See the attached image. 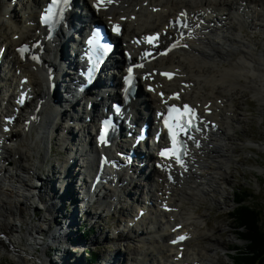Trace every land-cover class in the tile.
<instances>
[{
    "label": "bare ground",
    "instance_id": "bare-ground-1",
    "mask_svg": "<svg viewBox=\"0 0 264 264\" xmlns=\"http://www.w3.org/2000/svg\"><path fill=\"white\" fill-rule=\"evenodd\" d=\"M44 2L45 0H0V51L6 50V62L10 66L9 72L3 74L0 71V87L4 83L9 89L8 93L6 91L3 94L0 88V211L7 212L0 215V264H3L5 255L10 257L14 264H76L77 261L78 264H86L83 245L77 242V233L74 231L77 223L75 212H78L79 208L72 210L69 215L63 214L64 219L57 223L55 213L61 208V203L68 200L70 205L80 204V218L86 223L89 207L104 208L105 212L112 208L119 210L123 204H127L124 197L133 195L135 199L130 200L137 199L138 192L132 194L130 188L139 187L136 178L139 174L136 170L141 172L140 166L136 169V166L129 167L128 172L117 171L109 174L112 184L105 188L104 198L97 194L89 197L87 190H84L86 178L88 180L91 178L90 174L96 173V164L92 153H84L81 150L83 147L76 143L79 138L74 133L79 129V133L84 137L81 142H85V138L88 139L90 143L87 144L96 154L104 151L113 154V143L108 148L96 145L91 133L96 120L94 114L102 109L101 104L120 99L122 77L126 73V58L121 52H117L110 60V68L102 76L109 78L117 91L112 88L107 90V85L101 83L104 88L102 102L97 99L100 94L96 90H91L86 96L81 95L75 89L78 85H73L76 78L73 68L74 64L78 63V58L72 57V54L76 52L78 43L76 38L71 37L70 32L73 30L81 37L94 22L106 27L117 25L122 31L118 40V51L127 50L133 57H137L142 48L136 46V38L141 39L155 32H166L163 36V44L166 45V42V46L179 39L180 32L171 25V21L179 16L188 20L185 38L179 41L178 49L173 47L163 57L145 63L141 70H137L141 78L140 95L130 105V113L139 126L147 120L154 124L157 112L166 107L164 101L170 100V96L175 92H180L182 102L198 106L202 114H205L207 109L212 110L207 117L217 122L218 129L210 126L206 131L203 125L194 130L189 137L190 146L184 165L175 164L171 172L166 169L169 164L159 166L166 162L159 160L151 147L145 149L142 146L147 151L141 161L146 163L141 177L149 174V181L143 184L148 189L146 192L144 188L141 189L140 193L144 197L142 204L137 209L136 216H131L130 224L126 225L120 234L127 239V235H124L127 231L137 239L132 252L136 256L135 264H163V261L164 264H216L219 258L211 257L210 252L217 254V249L224 251V241L215 235V231L209 230L206 220L195 212L193 206H197L198 201L204 198H210L219 205L224 203V200L217 198L225 196L223 187L229 181V175L226 173L220 177L218 171L224 166L223 161L231 162L232 151L227 148L229 145L224 142L222 135L232 131V127L231 123H228L230 121H224L225 118L230 119L228 116L224 118V115L231 110L224 105L223 100L225 104H230L233 100L244 97L236 88L227 89L226 85L223 86L224 80L227 77L230 78L227 80H233V73L241 71L244 73L240 72L241 77L251 83L260 81L262 90L256 97L264 99V52H257L255 41L243 34L246 30L264 32V0H106L99 10L94 6V0H76L75 9L71 10L73 21L69 28L60 31L54 40H46L44 36L45 54L43 65L39 66L28 58H21L17 48L24 43L40 39L41 34L45 35L37 22V12ZM87 13H91V16L87 17ZM225 16L227 17L224 18ZM207 60L210 62L208 68H211L213 77L204 79L209 83L203 84L204 80H200L205 76L202 64ZM217 61L227 62L230 67L217 68ZM31 71H34V75ZM161 71L176 72V78H162ZM260 72L262 76H256ZM65 73L66 76L62 78L60 75ZM207 73L210 76L209 71ZM24 78L26 82L21 83ZM67 80L69 83L67 82L68 86L64 92ZM20 85H24V90H29L35 102L28 103L25 107L27 112L31 110L30 116L27 113L24 119L19 118L15 123L17 129L7 133L4 130L5 119L10 116V109L16 104V91ZM148 86H152L153 90L148 89ZM160 93H163V97ZM212 99L213 105L207 103ZM219 99L222 100L220 103ZM5 100L8 109L1 107ZM90 102H93L91 110L88 107ZM259 102L263 104L264 100ZM74 119L77 120L78 129L69 124V121ZM151 133L153 136L154 131ZM55 137L60 138L61 144H66V149L71 154L67 162H59L60 170L56 169L57 173L61 172V176L64 171L67 172V184L61 183L62 194L57 190L54 192L56 188L52 185V180L47 182L52 186L50 192L44 190L46 181L40 178L36 171L46 160V157L41 156L50 143L52 152L51 146L53 147ZM126 141L128 140L122 141L123 146ZM87 144L84 143L85 146ZM255 146L257 147V144ZM76 156L82 161L76 171L86 178L84 181L80 180L82 186H76L77 192L74 190L71 193L69 186L75 184V177L71 180V174L75 172L73 164L76 163L77 166ZM32 161L35 163H31ZM135 162L137 163V160ZM75 193H79L80 197L76 196L75 200L69 202L68 196ZM160 201L167 203L172 211H163L159 205ZM186 202L190 205L187 210L182 207ZM140 208L148 209L147 214L141 218L138 216ZM38 209L48 214V217L42 216V223H57L53 231L33 223L31 213ZM15 221L21 225H17ZM71 223H75L73 230H68ZM178 225L182 226L180 232L175 228ZM142 226L144 228L141 229ZM220 230L223 229L220 227ZM45 234L49 239L46 243L36 241L34 235ZM178 234H187L189 239L183 244L172 245L171 241ZM157 237L163 238L164 244L159 245ZM44 239L45 237L42 238ZM202 240L206 245L200 248ZM192 242H196L193 252L190 250ZM67 248L69 251L74 250V258ZM47 250L54 254L50 256L51 259L46 257ZM106 252L99 264H121V258L113 257L119 253Z\"/></svg>",
    "mask_w": 264,
    "mask_h": 264
},
{
    "label": "rangeland",
    "instance_id": "rangeland-1",
    "mask_svg": "<svg viewBox=\"0 0 264 264\" xmlns=\"http://www.w3.org/2000/svg\"><path fill=\"white\" fill-rule=\"evenodd\" d=\"M226 17L227 16H225L224 18ZM243 34L248 35L249 38L255 41L254 43H256L255 47L257 49V52L260 51L264 52V32L246 30L243 32ZM78 37L79 35L73 34V38L78 39ZM262 60H264V56H262ZM208 62L209 61L207 60L202 64V67L205 70V76H204L205 78L204 77L200 78V80L202 81L206 78H211L213 74L211 73L212 72L210 70L211 68H208L209 67L208 65L210 63ZM218 62L219 61H217L218 64L217 68L219 67L223 69L224 67L226 68L230 67V64L227 62L224 61L219 63ZM208 71L210 73V76H208L207 73ZM240 72L236 71L235 73H233V78H234L233 80L231 81L227 80L230 79L229 77H227V79L224 80L223 83V86L226 85L225 87L227 89H230V87H234L236 88V90L241 91L244 94V97L242 99L233 100V102L230 103L231 106L229 102L225 104V100H223L224 105L231 110L230 112H228V114L226 113V115H224V118L228 116L230 119L225 118L224 121L226 120L230 121L228 123L229 124L231 123L230 124L231 126L230 125L229 126L232 127V131L226 132V134L222 135L224 142L228 143L229 145L227 148L230 150V152L232 151L230 153L231 162L223 161L224 166L221 167L220 171H218L220 177L225 176L226 173L229 175V181L223 187L226 193L225 196L222 197L220 196L217 198V199L221 198L222 201L224 200V203L219 205L213 202L210 198H204L198 201L197 206H193L195 212L204 217V219L208 224L209 230L215 231V235L224 241L222 245V248L225 249L224 251L222 249H217V254L210 252L211 257L215 258L216 256L217 258H219L216 264H232L235 256L240 254V252H244L245 249L247 248L246 241H244L241 237L242 236L241 229L238 228L235 221L230 219L231 214L235 213L236 207L238 206V204L235 202L236 198H239V200L240 199L244 200L243 203L245 205H249L250 207L257 208L260 211L261 214L260 225L262 227V230L264 231V150H263L264 102L263 104L259 102V100H264V99L256 97L258 94H260L259 92H261L262 90V84L260 83V81L257 80L251 83L250 80L241 77ZM31 74L34 75V71H31ZM256 76L260 77L262 76V73L260 72ZM205 83H209V82H207V80H204L203 84ZM232 84H236V85L233 86ZM221 101H222L221 99L218 100L219 103ZM207 103L213 105L214 99H212V101H209ZM217 112H219V110H217ZM220 125H222V123H220ZM15 126L16 125L13 126V129ZM18 129H20V127H18ZM14 130H16V127ZM59 139H60L59 137H55V142L52 143L53 144L52 152H50L51 143L45 147L44 153L42 154L41 157L42 158L46 157L45 158L46 160H44V163L42 165L36 168V171L40 175L39 177L43 178L44 181H46L45 183L46 186L44 190L49 189L50 186L48 185L47 182L49 180H52L53 181L52 185L53 186L55 185L57 192H61L60 194H62L63 190H60L61 183L65 185L67 184V181L65 180L64 177L66 176L67 172L65 173V175L63 174L61 176L60 172L59 173L56 172V169H58L59 167V162L60 164L62 162H67L66 160L71 156V154L70 151L66 149L67 147L66 144L64 143L61 144L62 141ZM256 144L257 147L255 146ZM76 160H77V166L76 163L73 164V166H75L73 167V170L75 169V172L72 170L73 173L71 174V176H73L71 177V180H73L75 177V179L73 180L75 184L73 183V186H69V190L71 193H73L74 190L76 191V186H77L76 170L78 169L79 164L82 163L81 159L76 158ZM31 163H35V161H32ZM54 171L56 173H54ZM140 177L141 175L138 176L139 179L137 178V181L139 182V187L131 186L130 188L132 194L138 192L137 199L135 201L130 200V199H135L133 195H128V196L125 195L127 198L124 197L125 198L124 200L127 201V204H123L121 207L119 206L121 208L119 210H114L112 208L110 210H106L105 212L104 208L98 209V207H93V206L89 207L88 210L89 218L85 219L86 223L82 221L83 218L82 219L80 218V213H79L81 211L80 204L79 205L77 204V206L76 204L70 205L68 203V200L61 203V208L59 209L58 212L55 213V218L57 219V223H60L61 219H64L65 216H62L63 214L69 215L72 213V210H75L77 207L79 208V211L75 212L77 214V216H75L77 223L75 225L74 231L77 233V234L75 233L78 237L77 242L82 243L83 248H86L87 255H84L86 258V259L84 258L86 264H92L91 263L92 257L90 255L89 250L97 254L96 261H93L94 262L93 264H99L100 259L105 255V253H107L106 251H110L109 254H115L116 252L119 253L118 256L114 255L113 257L117 259L121 258V264H135L134 260L136 259V256H134V253L132 252L134 251L133 250L134 242L137 239H134L133 234L127 231L124 234L125 236L127 235L126 236L127 239H126L122 234H120V231L125 229L126 226L124 225V222L129 218H131V215L136 216L137 209L140 207V204H142V198H144L142 197L143 194L140 193L141 189L144 188L145 192L148 189V187L144 186L145 185L144 179H140ZM34 183L37 184L35 180ZM120 186L122 185L120 184ZM235 191L238 193L235 194ZM243 192H247L248 195L245 196ZM76 196L80 197L79 193L69 195L68 196L69 202H71V200H75ZM77 200L79 202V198ZM189 206L190 205L187 202L182 205V207L185 210H187ZM103 210L104 213L102 212ZM153 213L155 212L153 211ZM3 214H7L6 210L5 213H1L0 211V215ZM31 215H32L31 220L33 221V223L41 224L44 228L49 229V231H53L56 228L57 223L56 224L55 223L51 224L50 222L42 223L41 221L42 216L48 217L46 211H42L38 209L37 211L32 212ZM14 223H16L19 226L21 225L19 224V222L16 221ZM220 227L223 230H220ZM142 228H144V226H142L141 229ZM34 237L36 241L40 243L42 242L43 244L49 240L46 234L45 236L34 235ZM44 237L45 239L42 240V238ZM128 237L131 238L128 239ZM74 239L75 238L73 237L72 240ZM156 239L159 240L158 241L159 245L164 244L163 238L161 239L157 237ZM201 242L203 244L201 243L202 247L200 246V248L205 247L203 245L206 244L203 242V240ZM65 243H66V247H68L69 245L67 244V241H65ZM194 246H196V242L191 243L190 245L191 252H193L192 249L194 248ZM69 252L73 253V258H74L75 257L74 250L72 249ZM39 253H41V250H39ZM52 255L54 254L51 253L50 250H47L46 257L48 259H51L50 256ZM115 258L113 260H115ZM149 259L151 261V258ZM7 263L14 264V261L7 255H5L3 258V264H7ZM75 263L78 264V261Z\"/></svg>",
    "mask_w": 264,
    "mask_h": 264
},
{
    "label": "trees",
    "instance_id": "trees-1",
    "mask_svg": "<svg viewBox=\"0 0 264 264\" xmlns=\"http://www.w3.org/2000/svg\"><path fill=\"white\" fill-rule=\"evenodd\" d=\"M239 191V190H238ZM240 192V191H239ZM238 192L235 191V194ZM247 196V192H243ZM238 204L230 219L241 229L242 239L247 248L235 256L232 264H264V231L260 225L261 214L257 208L245 205L244 200L235 199ZM239 251V250H237ZM91 261H96L97 254L89 250ZM94 263V262H93Z\"/></svg>",
    "mask_w": 264,
    "mask_h": 264
},
{
    "label": "snow or ice",
    "instance_id": "snow-or-ice-1",
    "mask_svg": "<svg viewBox=\"0 0 264 264\" xmlns=\"http://www.w3.org/2000/svg\"><path fill=\"white\" fill-rule=\"evenodd\" d=\"M53 2L55 3L56 0H53ZM109 2H111V0H109ZM114 30H115V31H118V27L114 26ZM147 39L151 42V41L154 39V37H148ZM130 71H131V70H130ZM164 75H168L169 78H172V75H171V74H164ZM170 111H172V110L170 109ZM184 111H185V112H189V113H191L192 110L189 108V106L185 105V106H184ZM188 119L190 120V119H191V116H189ZM166 123H167V121H166ZM177 124H178V131H179V130H183V129L187 126L186 122H184V121H178ZM169 132H170V134H171V132H172V129H171V128L169 129ZM101 139L103 140V133H102V135H101ZM182 147H183V146L181 145V148H182ZM162 155H163V153H162ZM176 159H177V161L179 162V156H177ZM179 239H180V240H183L184 237L181 236V237H179Z\"/></svg>",
    "mask_w": 264,
    "mask_h": 264
}]
</instances>
